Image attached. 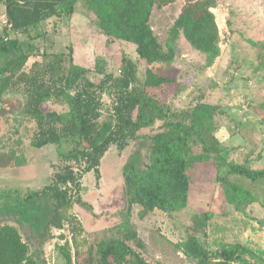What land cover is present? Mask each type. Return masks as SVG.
Returning <instances> with one entry per match:
<instances>
[{
    "label": "trees",
    "instance_id": "trees-1",
    "mask_svg": "<svg viewBox=\"0 0 264 264\" xmlns=\"http://www.w3.org/2000/svg\"><path fill=\"white\" fill-rule=\"evenodd\" d=\"M80 1L107 44L125 41L135 45L138 59L122 57L118 75L106 72L101 64L95 70L77 64L71 48L49 52L35 46L46 34L42 24L72 14ZM170 1L0 0L7 18L0 33V53L9 55L0 65V107L6 95L22 96V114L33 124L30 144L54 145L64 161L54 180L39 190H0V218L21 227L27 224L29 231L25 241L14 224H0V264H48L43 246L54 237L52 228L63 229L67 223L74 236L77 222L70 210L74 204L92 209L80 195V179L91 170L100 179L101 159L112 145L122 152L130 141L148 142L146 157L133 153L136 157L122 166V218L114 227L117 234L101 238L85 253L93 264H147L130 244L135 238L130 223L133 207H141L140 217L156 209L168 215L187 209L193 172L202 164L214 167L213 179L236 211L258 201L231 176L262 183L264 167L255 168L247 160L241 164L228 161L227 149L216 136L218 106L201 97L193 106L176 107L171 101L184 84L155 67L173 62L175 40L181 34L204 54L206 66L215 62L221 54L212 10L218 0H186L164 48L150 18L155 6ZM258 55L264 62V39ZM138 60L146 65L143 79L138 77ZM93 74L102 77L96 80ZM104 93L111 97V104L103 117ZM66 145L70 148L64 150ZM211 215L208 211L192 213V223L185 226L179 243L186 256L195 264H264L262 251L240 242L221 243L214 250L207 247ZM57 246L66 263L74 264L69 242Z\"/></svg>",
    "mask_w": 264,
    "mask_h": 264
},
{
    "label": "rangeland",
    "instance_id": "rangeland-1",
    "mask_svg": "<svg viewBox=\"0 0 264 264\" xmlns=\"http://www.w3.org/2000/svg\"><path fill=\"white\" fill-rule=\"evenodd\" d=\"M185 1L171 0L161 7L155 6L152 11L150 25L164 48L170 28ZM212 10L221 47L215 62L206 66L204 54L193 49L181 34L175 40L173 62L155 67L184 84L183 91L171 101L176 107L193 106L201 97L218 106L216 136L221 144L228 134L241 133L243 140L231 145L222 144L227 149L228 161L241 164L247 160L255 168H263L264 62L258 54L259 43L264 39V0H218ZM3 11L0 5V33L5 25ZM42 27L46 34L35 41V46L49 52H69L71 48L74 61L91 70L101 64L106 72L118 75L122 57L138 59L133 43H106L82 1L72 14L47 20ZM7 57L8 54L0 53V65ZM137 65L138 77L143 79L146 65L142 60H138ZM101 77L93 74V79ZM102 99L104 117L111 97L104 94ZM1 106L0 190L18 188L22 193L39 190L54 180V174L64 161L54 145L34 147L30 144L29 132L33 124L22 114V96L8 94ZM147 147L146 140L130 141L122 152L112 145L101 159L98 181L92 170L83 173L80 195L92 209L74 204L69 212L77 222L74 236H71L70 225L63 229L52 228L54 237L43 246L48 264H67L57 246L66 240L74 264H93L85 253L101 238L117 234L114 227L122 218V166L128 158L136 157L133 153L146 157ZM69 148L70 145H66L64 150ZM199 151L195 148V152ZM193 175L195 181L187 209L173 215L156 209L140 217L141 207H133L130 223L135 229V238L130 241L132 247L141 253L147 264H195L180 249L179 243L184 238L185 226L192 223V213L208 211L212 215L206 226L207 247L214 250L221 243L240 242L255 251H262L264 257V182L254 183L231 176L258 199L242 211H236L214 181L212 165H200ZM5 222L14 224L27 240V224L21 227L13 220L0 218V224ZM61 234L64 235L62 239ZM76 251L80 254L76 255Z\"/></svg>",
    "mask_w": 264,
    "mask_h": 264
},
{
    "label": "crops",
    "instance_id": "crops-1",
    "mask_svg": "<svg viewBox=\"0 0 264 264\" xmlns=\"http://www.w3.org/2000/svg\"><path fill=\"white\" fill-rule=\"evenodd\" d=\"M1 7H2V10H4L3 12H4V15H5V8L2 5H1ZM227 129L228 128H225V130H227ZM240 140H243L242 137H241V133L237 132L235 134H232V136L230 134H228L227 139H225L222 144L231 145V144H234L235 142H239Z\"/></svg>",
    "mask_w": 264,
    "mask_h": 264
},
{
    "label": "built area",
    "instance_id": "built-area-1",
    "mask_svg": "<svg viewBox=\"0 0 264 264\" xmlns=\"http://www.w3.org/2000/svg\"><path fill=\"white\" fill-rule=\"evenodd\" d=\"M3 21H4L5 24L7 23L6 15L3 16ZM104 94H105V93H104ZM104 94H103V95H104ZM65 227H68V224H67ZM71 236H72V234H71Z\"/></svg>",
    "mask_w": 264,
    "mask_h": 264
}]
</instances>
